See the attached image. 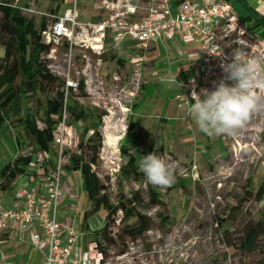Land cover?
I'll list each match as a JSON object with an SVG mask.
<instances>
[{"label": "rangeland", "instance_id": "obj_1", "mask_svg": "<svg viewBox=\"0 0 264 264\" xmlns=\"http://www.w3.org/2000/svg\"><path fill=\"white\" fill-rule=\"evenodd\" d=\"M103 1H78L79 22L93 20L95 23L100 19L110 22L112 16L125 13L128 8H134L136 16L135 20L130 17L128 21H138L147 16L154 3V0H109L117 5L112 10L106 9ZM15 3L21 5L28 16L39 19L46 15L50 21L53 20L49 14L55 5L48 0H16ZM67 4L69 5V0ZM1 17L0 12V20ZM122 19L116 18L115 22ZM90 34L92 36L91 32ZM107 34L102 54L94 52L90 47L81 46L75 47L71 52L65 38L58 44L53 43L50 54L44 56L50 71L65 81L66 85L69 80L75 83L85 80L86 95H82L78 88L71 89L76 101L88 109L106 113L100 129L104 137L100 163L93 169L108 187L112 203H117L121 191L128 198L140 192L145 206L139 207V211L150 218V230L143 237L138 240L118 239L110 246L105 264H259L264 260V239L260 243L261 249L252 253L239 250L236 244L243 237L246 226L264 218V202L253 200L242 203L247 191L256 193L264 183V113L254 115L233 136H209L206 143L208 148L191 149L184 154L180 153V156L178 152L177 155L157 154L175 165L176 176L171 191H161L163 205L149 206L145 186L120 176L121 167L127 162V157L122 156L120 148L128 143V124L145 81L143 65L136 62L142 55L143 48L126 40L116 43L111 30ZM4 51L5 47L0 45V57L4 56ZM113 53L124 63L108 60V54ZM38 97L44 99L43 95ZM35 103L31 99L28 101L32 108ZM38 124L43 127L41 120ZM66 127L71 132L68 140L70 147L66 146L75 150L80 142L79 134L83 132L85 125L80 123L73 128L66 124ZM17 134L22 136L23 141L22 147L18 148L14 143ZM57 149L53 148L54 159H57ZM32 152V141L24 133L22 126L13 125L0 134V167L18 155L26 156ZM178 178L186 181V193L176 187ZM63 185L67 187L59 202V216L75 220L78 230L84 234V243L88 245L94 239L93 232L104 225L106 212L101 210L91 214L87 220L90 230L85 229L83 224L86 219L81 223L79 215L91 210V206L87 202L83 178L64 168ZM12 190L13 188L6 192L0 191L1 199L6 201L9 197L11 200ZM72 195L75 198L77 196V202L71 201ZM241 203L242 210L235 211L236 219L229 218L224 227L218 225V219L227 218L230 210ZM160 214L170 216L174 224L163 225ZM122 216L120 212L115 217L116 224L111 227L115 238L123 226L120 222ZM135 221L132 219L129 223L133 224ZM125 247L126 253L120 255V250ZM24 251L25 246L14 238L7 239L6 233L0 236V264L22 261Z\"/></svg>", "mask_w": 264, "mask_h": 264}, {"label": "trees", "instance_id": "obj_2", "mask_svg": "<svg viewBox=\"0 0 264 264\" xmlns=\"http://www.w3.org/2000/svg\"><path fill=\"white\" fill-rule=\"evenodd\" d=\"M55 8L50 10L48 16L37 18L24 13V8L16 4V0H3L0 2V45L5 47L4 56L0 57V134L13 125L22 126L24 133L33 144V152L29 155H18L15 159L0 167V191L6 192L12 189L13 183L21 176L29 173L32 156L39 152H47L52 155L54 148V133L57 127L64 121L75 128L78 124L85 125L83 132L79 134L80 142L75 150L63 151L67 162L64 168L67 172L80 173L83 178V187L87 195L91 210L84 213V228L90 230L87 220L91 214L101 210L106 212L104 225L93 232L91 252L99 256L98 264H105L110 246L118 239L138 240L150 230V218L139 211V207L145 204L140 198V192L134 193L128 198L121 191L116 204L112 203L108 187L101 181L93 166L100 163V153L103 148L104 137L101 132L105 112H99L84 107L75 100L71 89H66V82L54 75L44 56L49 55L53 44H47L43 37L51 23L55 22L58 13L64 12L68 7L67 0H48ZM182 0H172L173 7ZM230 2L254 37L264 39V16L251 8L247 0H225ZM106 57V55H104ZM108 60L123 64L124 61L116 54H108ZM142 88V86H141ZM78 89L82 95H86L85 80L79 81ZM43 95L44 99L39 98ZM36 101L33 108L29 106V100ZM42 121L43 127L38 122ZM91 123V125L89 124ZM134 123L130 119L127 137L133 130ZM92 132V133H91ZM91 133V134H90ZM15 146L22 147V136L17 134L14 138ZM16 148V149H17ZM121 154L127 157V162L121 167L120 176L128 181L145 186V193L149 198V206H162L161 191H171L174 186L162 188L153 186L138 168V160L152 152H141L139 156L131 153V146L123 144ZM53 156V155H52ZM53 161V159H52ZM52 161L49 164H52ZM176 176V173L174 172ZM176 187L185 193L188 186L183 178L177 179ZM264 202V183L256 193L247 191L242 198V203L249 201ZM242 203L230 210L227 218L217 220L218 225L224 227L228 219H236L235 211L242 210ZM122 213L120 222L123 226L115 238L111 227L116 224L115 217ZM161 223L172 226L174 220L160 214ZM135 219V223L129 221ZM264 239V218L246 226L243 237L236 247L247 253L261 249L260 243ZM233 247V244H229ZM127 247L120 250L124 255ZM264 253V249L262 250ZM264 264V260L259 262Z\"/></svg>", "mask_w": 264, "mask_h": 264}, {"label": "built area", "instance_id": "obj_3", "mask_svg": "<svg viewBox=\"0 0 264 264\" xmlns=\"http://www.w3.org/2000/svg\"><path fill=\"white\" fill-rule=\"evenodd\" d=\"M103 4L106 9L117 7L109 0ZM77 8L75 2L43 32L47 44H58L66 38L71 52L81 46L102 54L110 30L116 43L132 40L142 47L168 39L172 32L181 37L189 34L196 39L201 68L198 74L182 83V90L175 96L177 106L187 109L188 113L191 103H195L193 89L198 94L202 89L214 90L225 76L221 65L231 62L237 50L246 55L264 54V39L254 37L240 21L233 5L225 0H182L175 7L172 0H154L147 16L138 21H128L134 15V8H128L125 13L112 16L110 22L81 23ZM119 17L123 19L116 23ZM78 85L79 82L69 80L66 89L78 88ZM70 136V129L63 121L54 133L57 159L47 152L32 156L29 173L19 177L12 186L20 200L19 207H6L0 198V236L10 231L22 237L29 234L35 247L46 250L42 264L99 262L98 255L81 249L82 234L77 227L59 219V202L64 194L63 170L67 162L63 151L70 149L66 146L70 147Z\"/></svg>", "mask_w": 264, "mask_h": 264}, {"label": "crops", "instance_id": "obj_4", "mask_svg": "<svg viewBox=\"0 0 264 264\" xmlns=\"http://www.w3.org/2000/svg\"><path fill=\"white\" fill-rule=\"evenodd\" d=\"M78 1L82 3V0H75L77 5ZM67 2L68 0L66 4ZM73 2L74 0H69L66 10L73 6ZM247 3L264 16V0H247ZM64 12L58 14L62 15ZM131 18L135 20L136 16L132 15ZM87 22H93V20L82 23ZM101 22L104 20L95 21V23ZM126 41L133 42L132 40ZM142 48L143 53L136 62L143 65L145 81L141 88V97L133 106L134 112L131 119L134 126L128 135L127 143L131 146V153L139 156L141 152L176 153V155L178 152L180 156L191 149L208 148L209 145L206 143H208L209 135L200 131L191 113H188L185 108L180 109L175 99L176 94L182 90V83L198 74L201 68L199 43L189 34L181 37L176 32H172L170 38L152 42ZM177 148H179L178 151ZM74 175L81 176L80 173ZM66 187H64V193ZM70 199L76 202L78 200L74 195ZM1 200L6 207L20 206V200L14 189L11 200L9 197L6 201H3V198ZM59 219L76 226L75 220L64 218L62 215ZM79 220L83 222L84 213L79 215ZM81 234V249L91 252L92 244L86 245L84 234ZM6 237L7 239L14 238L20 245L25 246L22 257L24 259L16 264H42L46 250L35 247L29 234L22 237L10 231L6 233Z\"/></svg>", "mask_w": 264, "mask_h": 264}, {"label": "clouds", "instance_id": "obj_5", "mask_svg": "<svg viewBox=\"0 0 264 264\" xmlns=\"http://www.w3.org/2000/svg\"><path fill=\"white\" fill-rule=\"evenodd\" d=\"M221 67L225 76L214 90L202 89L198 94L193 89L191 93L195 103L190 113L200 131L209 136H233L254 115L264 113V54L237 50L231 62ZM138 168L153 186L166 188L175 182V165L156 152L143 155Z\"/></svg>", "mask_w": 264, "mask_h": 264}]
</instances>
